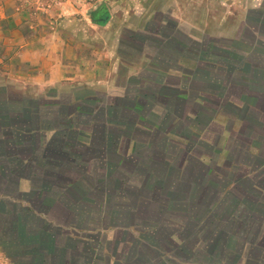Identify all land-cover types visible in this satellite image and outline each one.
I'll use <instances>...</instances> for the list:
<instances>
[{"label": "crops", "instance_id": "obj_1", "mask_svg": "<svg viewBox=\"0 0 264 264\" xmlns=\"http://www.w3.org/2000/svg\"><path fill=\"white\" fill-rule=\"evenodd\" d=\"M41 1L0 0V202L20 211L42 209L54 225L69 226L80 222V214L85 217L87 193L83 189L81 202L78 194L91 184L87 177L117 165L123 146L125 154L132 152L128 131L111 124L107 107L112 101L145 93L150 97L151 83L159 88L173 79L179 86L189 82L197 88L192 83L213 84L215 78L195 76L192 50L199 39L183 34L188 42L182 45L181 18L174 16L177 22L168 36L166 23H155L153 17L165 16V8L136 0L94 7L79 2L74 8L61 0L48 16L33 18L31 12L45 4ZM117 8L125 10L120 21ZM241 9L235 25L225 21L219 31H205L206 45L219 39L228 51L236 47L238 56L263 63L264 1ZM183 70L191 76L182 75ZM149 99L141 103L152 104Z\"/></svg>", "mask_w": 264, "mask_h": 264}, {"label": "trees", "instance_id": "obj_2", "mask_svg": "<svg viewBox=\"0 0 264 264\" xmlns=\"http://www.w3.org/2000/svg\"><path fill=\"white\" fill-rule=\"evenodd\" d=\"M104 23V20L99 21L101 25ZM193 45L197 48L200 47L199 52L196 53L195 66L197 71L195 76L204 81L210 76L209 70L213 74L217 72L218 75L216 76L218 77L213 79V84L208 82V85L204 84L195 88L190 86L189 82L179 86L176 81L170 79L164 83L165 85L157 88L158 91L156 90L150 95L154 101L150 105L141 103V101L147 102L150 98L145 93L142 97L138 96L134 99L128 97L114 99L111 105L107 107L113 115L111 116V124L116 126L119 131H128L127 137L122 134L119 139L124 136L127 139L128 146L130 141L134 142L132 151L135 157L129 155V153L125 154L126 148H122L124 149L122 153L119 152L117 155L118 162L124 165V162L128 159L132 162V165L135 163V169H137L135 172L142 171L149 179L158 178V182L156 181L152 185L147 181L138 186L134 192L135 195L131 194L132 198L127 199L130 203L134 200V205H130L132 214L137 212L139 208L144 209L150 205L159 206L161 210H167V208H170L168 205H172L171 202L175 203V209L184 212L177 219L173 220L169 216L164 221L165 225L160 241L165 243V254L153 251L156 254L151 260L146 261L139 255L141 258L138 262H130L127 259L124 261L122 259L124 258L123 255H119L117 250L114 254H110L108 248L106 249L104 245L105 242L99 236L94 235V230L88 229L86 225L81 226L77 222H73L69 226L54 225L41 214L42 209H23L21 211L24 216L26 215L30 221L33 219L38 222L36 233L33 234L36 235L35 238L39 237L41 245H45L44 251H46V254L43 255L51 258V261H48L42 256L44 259L42 258L41 264H146V262L152 264L156 260L160 261V264H264V212L259 210L258 213L254 208V204L255 206L261 205L264 211V202L259 200L264 188L256 185L250 178L252 173L264 168V159L261 163L255 164L254 171L236 177L232 183L218 185L219 193L211 198L210 196L208 198L201 197L199 191L201 189L206 191V185H202L197 180L190 181V176L181 174L182 168H179L175 177L172 178L175 164L181 161L180 166L183 167L184 163L187 162L186 156L191 154L188 152V155L183 153L181 155V147L185 145L189 147L204 145L197 138L195 142L192 136L194 132L192 133L191 125L200 128L203 125V122L199 120L194 121L195 124L191 123L193 121L189 120L188 117L193 113L192 111L199 113L196 115L197 117L206 116L212 111L216 114L232 111L235 121L242 122L244 128L242 133H244L246 127H250L251 122L264 131V62L256 63L253 59L238 56L236 47L229 46L233 50L228 51L226 48L227 43L219 39L210 41L208 45L203 47L199 43H193ZM186 60L188 61V58ZM183 71L181 74L185 77L191 76L188 71ZM240 101L243 104L237 105ZM251 101H255V105L250 104ZM146 107H148V112H144ZM154 108L165 112L167 116L164 121L168 120L169 123L158 125L152 122L153 119L149 115L153 116L154 114L155 117H158L154 113L156 111H151ZM105 110L106 108H103L102 112ZM242 110L244 116H240ZM85 111L92 112L93 110L85 108ZM102 112L99 111L100 114ZM224 117L228 118V115L224 114ZM109 121L110 119H108ZM92 122L87 120V123ZM186 122H189L190 125L185 124ZM210 122L212 124L207 125L212 127L214 123L212 116ZM70 123L72 124V122ZM183 123L188 132L181 137L180 131ZM193 129H195L194 126ZM143 132L148 135L152 133L155 138H162L157 141L145 138L142 142L138 138L140 136L138 133ZM232 132L235 133L234 128ZM177 135L179 138L181 137L179 140L174 138ZM170 155H175L177 158L172 162L169 160L167 165L169 171L161 172L148 166L150 161L155 160L157 162V158L163 161ZM248 155L250 156L251 153L249 152ZM190 160L189 163H192V159ZM138 161L140 165H138ZM243 165L245 166V164ZM108 172L106 175H109L110 179L114 176L113 181L116 180L114 182L118 184V170L111 167ZM217 176L221 177L222 174L217 171ZM120 185H127V181L121 178ZM232 185L233 189L227 191L229 186ZM262 186L264 187V185ZM242 188H245L243 191L246 192L243 201L237 198V193ZM145 192L147 196L144 194ZM121 194H124V192ZM162 194H166L164 199L168 200L165 203L163 199L164 204L160 203ZM228 196L232 200L228 199ZM229 204L232 205L229 208L230 210L226 208ZM0 205L6 208L5 212L12 218L13 216L21 218V212L16 215L18 208L15 204L0 202ZM240 205L250 207L249 211L246 213L241 212L238 215ZM1 214L5 215L4 213ZM115 214L119 216L118 212ZM131 215L127 212L129 218ZM98 216L101 217V214ZM15 224L17 227H15ZM15 224L11 229L13 233H11L16 234L18 238H22L20 233L27 236L29 230L26 229V226H23L22 221L16 220ZM134 225L136 228H140L136 224H133L132 227ZM19 229H22V232H19ZM136 230L143 233L145 227L142 230ZM153 231L157 233L158 230L153 229L149 232ZM5 233H8V231L3 232V234ZM123 234L126 236V233L123 232ZM28 236L31 235L28 234ZM175 239H179L180 243H176ZM143 243L141 239L136 241V247L133 248L136 255L141 254L140 248L151 250L152 246L147 244L143 246ZM115 245L117 246V243ZM74 253H77L76 260L73 256ZM178 259L183 261H178Z\"/></svg>", "mask_w": 264, "mask_h": 264}, {"label": "rangeland", "instance_id": "obj_3", "mask_svg": "<svg viewBox=\"0 0 264 264\" xmlns=\"http://www.w3.org/2000/svg\"><path fill=\"white\" fill-rule=\"evenodd\" d=\"M60 1L61 0H43L41 1L45 3L43 7H41V9H34V11L31 12V15H34L33 18H37V16L40 15L48 16L51 10L56 7L57 3ZM69 1L71 2V5L74 6V8L77 7L76 5L79 2L84 7H94L101 3L109 4V2H113V0ZM114 1L117 2L120 0ZM136 1H144L146 6L153 7L154 9H156L157 5L158 7H160V9L165 8V16H162V14H158L153 17L155 23L161 21H164L166 23V29L164 31L165 35L168 36L170 33L173 32L174 26L177 22L174 19V16H177L182 19V36L183 34H189L191 32V34L195 35L199 39V44L203 47L206 45V42L204 40L205 31L215 33L216 31H219V29L221 28V24L223 22L225 23V21L230 26L235 25L234 23L238 20L235 15L242 11L241 6H250L254 0H164V2H162V4L165 3L163 7L161 6V3H157L158 0ZM115 12V18L118 21L122 20L123 16H125V10H123V8H117ZM172 14L174 15L172 16ZM228 15L229 18H227ZM136 21L137 19L134 18L135 23ZM41 22H44V20L42 19ZM89 23L91 25H87V28L92 29L93 24L91 22ZM190 24L192 26H195L196 29L190 31ZM30 25L32 24L27 25L28 27L26 28V31L30 30ZM181 40L182 45L183 43L188 42L184 39V36L181 37ZM199 49L200 47H196V50L192 51H194V53L196 54L197 52H199ZM189 51L190 50L188 48L183 47V52L188 53ZM166 53H170L172 55V51L166 50ZM216 73H212V76L215 79L218 77L216 76L218 75ZM209 75L211 74L209 73ZM192 84L201 86L200 83L196 82ZM156 90L158 91L154 83H151L149 88L147 89L149 93H154V91L156 92ZM149 100L151 102H154L153 99ZM242 104L243 102L241 101L237 103V105ZM151 111H156L154 113L158 115V117H155L154 114L153 116L149 115L150 118L153 119H151L152 122H154L155 124H166V122H168V120L164 121V118L166 119L167 116L165 115V112L159 111L158 109L156 110L155 108ZM144 112H148V107H146ZM192 112L193 113L190 115V117H188L189 120L193 121L191 122L192 124H195L196 122L194 123V121L198 120L203 122V125H201L202 128L195 127V125H193L195 128L193 129V126L191 125L192 133L194 132L192 136L194 137L195 142L197 138L198 140H201L204 145L199 147H189L185 145L181 147V155L182 153L188 155V152H190L191 154L190 156H186L187 162L184 163L183 167L180 166L182 163L181 161L175 164V166L173 167L174 176L172 175V178L175 177L176 171L179 168H182L181 174L183 176H190V181L197 180L202 185H206V191H202V189L199 191L201 197L204 196L205 198H208L210 196L211 198L219 193L218 185L221 186L222 184H226L229 182L232 183L236 177L241 176L242 174H245L247 172L254 171L255 164L261 163L263 161L264 131H262L259 127L255 126V123L251 122L250 127H246L244 133H242L244 129L242 127V122L235 121L234 113L232 111H224V113L220 112L219 114H216L214 111H212L206 116L201 115L199 117L196 116L197 114H199L198 112ZM224 114L228 115V118H223ZM211 116L214 122V126L212 125V127L207 125L212 124L210 122ZM240 116H244L243 110L241 111ZM185 124L190 125L189 122H186ZM185 124L183 123V125L181 126V137L185 136V134L188 132L186 131ZM233 128L235 130V133L232 132ZM138 134L140 135L138 138L142 142H144L145 138H149L150 140L153 139L156 141L162 138H155L152 133L151 135L149 134L150 136L148 134H145V132ZM174 138H176L177 140L180 139L178 135L174 136ZM123 148H125V146H123ZM249 152L251 153L250 156L248 155ZM129 155L135 157L133 151L129 153ZM252 156H255V158H253ZM176 158L177 156L175 155L167 156L166 159H163V161L158 160L157 158V162L155 160H152L150 161L148 166L150 168H154L155 170L164 172L169 168V166H167L169 160L172 162ZM190 159H192V163H189V161H191ZM182 160H184V158H182ZM134 164L135 163H133L132 165V162L128 161L127 159L126 162H124V165H121L120 162H118L117 160V165L111 164L110 168H102L103 170H100V172H102L100 176L98 174L95 177V174L92 175L91 173V176L93 177H87V181H90L91 184H87L85 186L86 188L80 189V193L78 194L80 202L83 197L85 198V195L87 196V198H85V217L80 214V222L78 224H81V226L86 225L88 229L94 230L93 234L99 236L101 240L105 242L104 245L106 246V249L108 248L107 250L110 254H114V252L117 250L119 255H123L124 258L122 259H124V261H126L125 259H127L130 262H138L141 257L146 261L151 260L156 254L153 251H157L159 254H165V243L160 241L165 225L164 221L169 216L173 220L177 219L178 216H181L182 213H184L179 209H175V203L170 201L172 205H168L170 208H167V210H161L159 206L155 207L150 205L146 206V208L143 207L144 209L139 208L137 212L133 213L134 216H132L133 214L132 211H130L132 210L130 208V205H134V200L132 201V203L127 201V199L132 198V196L130 195H135L134 192L136 191L137 187L141 186L147 181H149V184L151 185L154 184V182L156 181L158 182L157 177L149 179L147 178V176L144 175L142 171L135 172V170L137 169H135ZM142 164L144 165V163ZM243 164H245V166ZM138 165H140L139 161ZM111 167H113L114 170H118V177L116 176L117 178H119L118 184H115L114 181L116 180L113 181V179L115 178L114 176H112V179H110L109 175H106L109 173V169L111 170ZM97 171H99V169ZM217 171L222 174L221 177L217 176ZM97 176H99V178ZM121 178L127 181V185H120ZM250 178L256 185L261 188H264L262 186L264 185V168L252 173ZM233 185L229 186L227 191H229L231 188L233 189ZM83 189L87 193L84 196H82L81 193ZM243 190H245V188H242V190L240 189L238 193L236 192L237 198H240L242 201L246 196V192H244ZM123 192L124 194H121ZM144 194L147 196L146 192ZM165 195L166 194H162V197L160 199V203L162 204H164L162 201L165 200ZM223 196H225V194H223ZM227 198L232 200L230 196H228ZM76 199L77 198H75V200ZM259 200H262V202H264V191L260 195ZM110 201L111 204L109 205ZM167 201L168 200H165V203ZM75 203H77V200ZM231 206L232 205L229 204L226 206V208L230 210L229 208H231ZM254 208H256L257 212L259 210L264 212L261 205L255 206L254 204ZM249 209L250 207H246V205H240L237 214L239 215L241 214V212L246 213L249 211ZM4 210L6 211V208L1 206L0 213H4L5 215L0 214V264H41V260L43 258L42 256L48 259V261H51L50 257L43 255L44 253L46 254V251H44L45 245H41L40 239H38L39 237L35 238L36 235L33 234L36 233L35 230H37L36 227L38 225V222L34 221L33 219L30 221L26 217V215H23L22 211L20 210H16V215H18L17 213L21 212V218H18V216H13L12 218ZM117 212L119 213V216L115 214ZM127 212H129L130 215L132 214L130 218L129 216H127ZM99 214H101L102 220L101 217L98 216ZM16 220H21L22 224H24L23 226H26V229L29 230V232H27L26 234L27 236H24L23 233H20L22 234V238H18L16 234H12L13 232L11 231V229L14 227ZM133 224H136L140 228H136L135 225L134 227H132ZM15 227H17L16 224ZM143 227H145V231H143V233L137 232L136 229L142 230ZM153 229H157L158 231L160 230V232H149ZM21 230L19 232H22ZM4 231H8V233L3 234ZM123 232L126 233V236H124ZM28 234H30L31 236H28ZM140 239L144 242L143 246L147 244L148 246L152 247L151 250L140 248L141 254L136 255L134 252L135 249L133 250V248L136 247V241H139ZM175 242L180 243L179 239H175ZM116 243L117 246L115 245ZM139 255L141 257H139ZM73 256L76 260L77 253H74ZM181 260L182 259H178V261ZM159 262L160 261L156 260L152 264H160ZM146 264H148V262H146Z\"/></svg>", "mask_w": 264, "mask_h": 264}]
</instances>
